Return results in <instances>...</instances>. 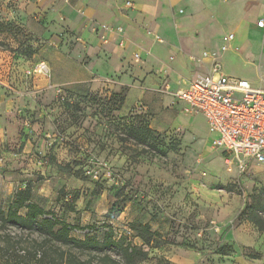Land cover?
I'll return each mask as SVG.
<instances>
[{"label": "rangeland", "instance_id": "rangeland-1", "mask_svg": "<svg viewBox=\"0 0 264 264\" xmlns=\"http://www.w3.org/2000/svg\"><path fill=\"white\" fill-rule=\"evenodd\" d=\"M237 1L0 0V209L29 186L73 238L112 232L148 253L139 264H264V164L229 168L175 98L214 61L264 81V33L236 34L264 21L261 2L228 21Z\"/></svg>", "mask_w": 264, "mask_h": 264}, {"label": "trees", "instance_id": "trees-1", "mask_svg": "<svg viewBox=\"0 0 264 264\" xmlns=\"http://www.w3.org/2000/svg\"><path fill=\"white\" fill-rule=\"evenodd\" d=\"M130 135L146 143L152 139L153 131L142 126L132 127ZM132 227L146 234L151 231L148 225L134 223ZM72 231L73 228L60 221L53 211L33 201L29 186L19 190L8 210L0 209V264H139L147 258L145 250L123 237L117 239L112 232L99 241L90 234L85 240H77L72 237ZM33 235L41 241L28 242L27 238ZM142 239L150 245L147 237L142 236ZM74 248L79 249L78 253L72 250ZM112 253H116L118 259ZM78 255L89 259L83 261Z\"/></svg>", "mask_w": 264, "mask_h": 264}, {"label": "built area", "instance_id": "built-area-1", "mask_svg": "<svg viewBox=\"0 0 264 264\" xmlns=\"http://www.w3.org/2000/svg\"><path fill=\"white\" fill-rule=\"evenodd\" d=\"M258 25L264 28V21ZM32 73L47 78L50 69L46 62H39ZM175 98L187 113L205 118L215 137L213 147L225 156L229 168L243 175L252 163L264 164V89L226 76L214 61L208 74L197 77Z\"/></svg>", "mask_w": 264, "mask_h": 264}, {"label": "crops", "instance_id": "crops-1", "mask_svg": "<svg viewBox=\"0 0 264 264\" xmlns=\"http://www.w3.org/2000/svg\"><path fill=\"white\" fill-rule=\"evenodd\" d=\"M212 2V1H211ZM257 2H261V5L259 7L260 9V14L264 15V0H239L237 1L236 3H233L231 6H230V19L228 21H233L238 15H241L243 14L244 12H248L250 11L251 7L253 6V4L257 3ZM108 10V9H107ZM227 21V22H228ZM229 24V22H228ZM250 29V30H253L255 31L256 33H264V29H260L258 28V24H254V23H247V24H244L240 29H237L236 30V34L238 32L239 33V36L238 38L240 39L239 43H238V47L239 46H243V45H247V44H258L257 42H253L250 39L249 35L247 34V30ZM236 34H235V39L234 41L236 40ZM262 46V50H264V39L262 42H259ZM209 69L207 70L206 73H203V74H200V76L202 75H206L209 73ZM199 76H190L188 77L187 80H185L182 84H181V89L178 90L181 91V90H184V89H187L190 84ZM179 83H175L174 84V88L178 87ZM257 85L255 84H252L253 86L257 87V88H261V89H264V81L262 80L261 82H257ZM206 125H207V121H206ZM208 127V125H207Z\"/></svg>", "mask_w": 264, "mask_h": 264}, {"label": "bare ground", "instance_id": "bare-ground-1", "mask_svg": "<svg viewBox=\"0 0 264 264\" xmlns=\"http://www.w3.org/2000/svg\"><path fill=\"white\" fill-rule=\"evenodd\" d=\"M258 28H260L259 25H258ZM260 29H262V28H260ZM263 29H264V28H263ZM222 49H223V48H222ZM215 55H216V54H215ZM215 55H214V56H215Z\"/></svg>", "mask_w": 264, "mask_h": 264}]
</instances>
